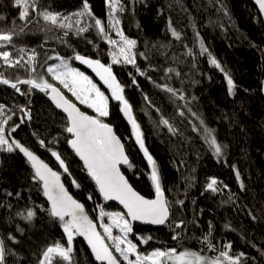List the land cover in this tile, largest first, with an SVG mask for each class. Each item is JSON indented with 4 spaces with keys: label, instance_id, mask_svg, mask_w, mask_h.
<instances>
[{
    "label": "trees",
    "instance_id": "trees-1",
    "mask_svg": "<svg viewBox=\"0 0 264 264\" xmlns=\"http://www.w3.org/2000/svg\"><path fill=\"white\" fill-rule=\"evenodd\" d=\"M121 2L126 11L117 14L120 28L126 36L137 40V65L151 80L140 76L131 65H114L113 71L125 86V96L133 105L134 115L144 133L145 146L157 161L165 194L171 202V220L184 221V226L174 231L167 226L163 229L133 226L134 234L130 238L137 242V233L152 236L147 245H139V250L145 254L153 249L175 248L177 252L191 250L206 257L218 256L224 245L230 242V254L243 252L247 257L242 264H264V23L260 14L252 0ZM89 4L94 15L104 21L108 30L106 0H89ZM40 6L68 16L81 9L82 0H40ZM18 12L12 7L11 0H0V14L6 16L0 25L10 27ZM169 20L181 39L171 35ZM84 22L92 23L87 17ZM16 23L22 24L19 19ZM75 27L65 35V29L46 23L33 14L30 23L24 27L22 34L14 37L13 43L16 48L35 49L40 54L38 60L41 63L46 55L59 54L68 59L73 67H78L73 60L76 53L110 63L108 44L97 31L90 28L89 32L77 36ZM89 40L92 43H88ZM201 40L235 82V96L229 95L224 72L209 63L208 53L200 55ZM189 49L193 56L185 55ZM9 50L16 54L15 49ZM139 53H144V56ZM168 68L175 69L180 75L170 73L166 76ZM37 71H41L39 65ZM0 73L13 80L28 78V73L19 67L3 66ZM133 76L139 88L133 85ZM45 78L56 84L47 74ZM152 81L180 89L191 101L192 110L215 130L217 141L225 146L220 160L212 155L202 136L192 130L188 119L176 114L177 106L183 102L177 100L173 103L169 94L155 87ZM20 88L26 91L28 86L21 84ZM62 91L83 111L95 115L91 109L75 101L66 90ZM142 93L161 110L159 113L146 106ZM192 97L196 99L192 100ZM0 104L5 105L6 114L12 116L8 121L9 128L20 123V118L24 116L21 108L31 111V121L20 127L14 135L15 139L53 169L56 165L48 149L61 154L73 179L80 184L79 191L75 193L74 185L68 178L64 182L94 221L98 216L97 204L104 205L107 211H121L114 205H106L99 196L96 186L67 143L70 137L64 131L65 116L53 108L44 93L33 89L30 94L22 96L10 87L0 85ZM110 107L111 115L106 122L114 126L134 166L123 169V172L136 191L153 199L155 193L149 180L150 166L134 142L131 126L119 111L117 103L112 101ZM161 114L178 128L176 135L169 134L165 128H157ZM193 122L199 124L198 121ZM39 139L45 141L47 148L39 145ZM235 170H239L244 181V191L240 190ZM32 175L17 152H0V202L5 204L0 208V237L16 253L8 257V264H36L45 247L57 241L66 246V236L48 215V204L40 185L33 182ZM189 177L192 178L191 186ZM211 178L217 180V187L222 191L212 193L205 190ZM229 189L234 194L231 199ZM6 192L13 195L6 196ZM89 194L92 200L87 198ZM177 200H184L183 208L175 203ZM8 204L11 208L7 207ZM27 209L36 211L31 224L16 216L17 212L26 213ZM249 211L259 219L253 221L247 214ZM105 222H108L107 218ZM209 222L214 226L209 239L216 246V251H210L202 243L208 234ZM225 224L234 230L225 229ZM17 225L24 230L23 234L17 231ZM8 234L14 235L19 243L8 240ZM174 235L179 238L174 240ZM73 244L74 264H96L83 241L76 238Z\"/></svg>",
    "mask_w": 264,
    "mask_h": 264
},
{
    "label": "snow or ice",
    "instance_id": "snow-or-ice-1",
    "mask_svg": "<svg viewBox=\"0 0 264 264\" xmlns=\"http://www.w3.org/2000/svg\"><path fill=\"white\" fill-rule=\"evenodd\" d=\"M133 2H136V0H133ZM254 3L258 6L260 14L264 16V0H254ZM11 4L19 12L18 17L11 21L10 27L0 25V62H2L0 67L23 68L28 73V78L20 79L17 77L13 80L4 77L3 73H0V85L8 86L22 96L30 94L33 89L48 96L55 107L66 114L64 131L70 135L67 143L75 156L82 162V168L96 186L99 196L105 203L118 202L123 207V211H107L104 205L97 204V219L95 222L90 219L84 204L74 199L62 182V175L67 174L71 177L72 174L61 154L58 151L48 149L62 170L56 171L12 136V133H15L21 124L31 121V111L21 108L20 111L24 113V116L20 118V123L9 128L8 121L12 119V116L7 115L5 105L0 104V152L11 154L18 151L30 163L33 169L32 180L40 185L41 191L49 203V208L46 211L52 219L59 223L63 234L66 236V246L57 241L45 247L41 251L36 264H74L75 248L73 242L77 237L84 239L95 261L99 264H242L243 261H246L247 257L243 252L238 255L230 254L232 249L230 242L224 245L218 256L206 257L191 250L177 252L175 248L153 249L145 254L139 250V245H147L153 239L152 236H142L137 233L135 234L137 242L130 238L134 234L133 226L135 222L143 225L167 226L174 231L175 228H182L184 221L171 220V202L165 195L166 189L163 186L157 161L145 146L144 133L134 115L133 105L125 96V86L120 83L113 71L114 65H131L140 76L147 77V73L141 71L137 65V40L126 36L122 28L119 27L120 20L117 14L126 11V7L121 0H106L109 18L108 27L115 31V34L119 37L118 40L111 38L109 32L106 31L104 21L94 15L89 0H82L81 9L68 16L42 8L40 0H11ZM33 14L46 23L65 29V35L68 34V31L73 30L74 26H77L75 27L77 36L89 32L90 28L97 31L108 44L110 63L105 64L100 59L88 58L79 53L74 55L73 60L91 69L107 89L108 94L102 91L101 86L94 82L89 75L78 67H73L68 59L61 57L59 54L55 56L46 55L41 63L38 60L40 54L35 49L16 48L13 43L14 37L23 33L24 27L30 23ZM85 17L91 20L92 23H85ZM16 19H19L22 24L17 25ZM4 20H6V16L0 14V21ZM81 24L83 26H79ZM169 31L175 39H181L180 33L172 27L171 20H169ZM88 43H92V41L89 40ZM10 48L15 49V55L13 51L9 50ZM205 53H208L209 63L224 72L228 93L235 96L237 87L235 82L225 72L220 62L211 56L201 40L200 55ZM139 55L144 56V53H139ZM185 55L193 56L194 53L189 49ZM144 58L147 59L146 56ZM49 60H55L57 63L49 64ZM37 65H39L41 71H37ZM170 73H174L176 76L180 75L173 68L166 69V76ZM45 74L56 81V84L49 82L45 78ZM129 75L132 74L129 73ZM147 78L151 80V77ZM132 83L139 88L135 76L132 77ZM152 83L161 91L169 94V99L173 103L177 100L183 102L177 106L176 114L179 117L188 119L192 125V130L202 136L212 155L220 160L224 156L223 149L225 146L217 141L214 134L215 130L209 128L203 118L192 110L190 107L191 101L186 99L180 89H175L168 84H159L155 81H152ZM21 84L28 86L26 91H21ZM62 89L70 93L80 105L91 109L95 115H89L81 111L77 103L69 99ZM142 95L147 107L157 113L161 111L152 104L146 94L142 93ZM191 99L195 100L196 98L192 97ZM112 101L117 103L119 111L131 126V135L134 137V142L143 152V156L150 166L149 180L154 189V199H148L136 191L121 170L122 166H126L128 169H132L134 166L130 162L125 152V144L117 134L114 126L106 122L111 115L110 104ZM194 120L198 121L199 124L194 123ZM156 126L158 129H167V132L171 135L178 133V128L163 114L160 115ZM38 142L42 148H47L43 139H39ZM235 175L240 190L244 191L246 186L239 170H235ZM191 180L192 178L189 177V186H191ZM217 183L215 178H211L205 190L212 193L222 191V188L217 187ZM72 184L76 188L80 187L75 179H72ZM223 188H227V185H223ZM229 192V198L231 199L234 194H231L230 189ZM5 195L11 197L13 193L6 192ZM18 196L19 193H17ZM87 198L89 200L93 199L91 194ZM175 203L181 208L184 206V200H177ZM3 207H5V204L0 202V208ZM7 207L11 208V205L8 204ZM247 214L253 221L259 219L251 211ZM16 216L31 224L36 217V211L27 209L26 213L17 212ZM105 218L108 222H105ZM97 224H99V230ZM213 227L212 223L209 222L208 234L202 240V243H205L210 251H216V246L209 239ZM224 227L230 231L234 230L229 224H225ZM17 231L23 234L24 230L17 225ZM172 238L175 240L179 236L174 235ZM7 239L13 243H19L12 234H8ZM15 255L16 253L7 247L5 239L0 237V264H8V257Z\"/></svg>",
    "mask_w": 264,
    "mask_h": 264
},
{
    "label": "water",
    "instance_id": "water-1",
    "mask_svg": "<svg viewBox=\"0 0 264 264\" xmlns=\"http://www.w3.org/2000/svg\"><path fill=\"white\" fill-rule=\"evenodd\" d=\"M252 2H253V4H254V6L256 7V9H257V11H258V13L260 14V12H259V10H258V6L254 3V0H252ZM260 16H261V18H262V20H263V23H264V16H262L261 14H260ZM76 64L78 65V67L79 68H81L83 71H85L86 73H88L100 86H101V88L105 91V93L106 94H108V91H107V89L102 85V82H100L99 81V78L98 77H96L95 76V73H93L92 71H91V69H88V68H86V66H83V65H80L79 64V62H77L76 61ZM115 73V72H114ZM117 79H118V77H117ZM119 80V79H118ZM47 99H48V101H49V103L53 106V108L57 111V112H59V113H61L62 115H64L65 117H66V114H64L60 109H58V108H56L55 107V105H54V103L49 99V97L47 96ZM78 107H80L79 105H77ZM80 109H81V111H83V109L80 107ZM85 112V111H84ZM87 113V112H86ZM87 114H89V113H87ZM89 115H91V114H89ZM25 125V123L24 124H21V126H24ZM20 126V127H21ZM20 127L17 129V131L20 129ZM17 131L15 132V133H12V136L14 137V135L17 133ZM69 135V134H68ZM69 137H70V135H69ZM15 138V137H14ZM70 147V146H69ZM70 150L72 151V149L70 148ZM125 152H126V149H125ZM17 153L25 160V162H26V164L28 165V167L31 169V171H32V173H33V169L31 168V166H30V163L29 162H27V160H26V158L21 154V153H19L18 151H17ZM72 153H73V151H72ZM74 154V153H73ZM126 154H127V152H126ZM37 155V154H36ZM75 155V154H74ZM52 157V156H51ZM76 157V156H75ZM52 159H53V161H54V163H55V165H56V169H54V170H56V171H62L60 168H59V165H58V162H56L55 161V158L54 157H52ZM76 159L82 164V162L79 160V158L78 157H76ZM130 160V159H129ZM45 162V161H44ZM131 162V161H130ZM46 163V162H45ZM50 166V165H49ZM51 167V166H50ZM123 169H127V167L126 166H122V168H121V170L123 171ZM65 178H68L70 181H71V183H72V179H73V177H72V175H71V177H69L67 174H64V175H62V182L65 184V182H64V180H65ZM127 178V177H126ZM128 179V178H127ZM130 183V182H129ZM131 184V183H130ZM65 187L67 188V186H66V184H65ZM133 187V186H132ZM67 190H68V188H67ZM74 190H75V193H77L78 191H79V188H76L75 186H74ZM69 191V190H68ZM69 194L70 195H72L73 196V198L74 199H76V197H75V195H73L70 191H69ZM166 195V194H165ZM42 196L44 197V199H45V201L47 202V204H48V207H49V203H48V201H47V198L43 195V192H42ZM167 197V196H166ZM155 198V197H154ZM153 198V199H154ZM77 200V199H76ZM78 201V200H77ZM81 203V202H80ZM106 205H114V206H116V207H118L121 211H123V207L121 206V205H119L118 204V202H112V201H110V202H107L106 203ZM85 210H86V208H85ZM86 212H87V210H86ZM88 213V212H87ZM89 215V214H88ZM89 218L90 219H92L91 218V216L89 215ZM52 220H54V219H52ZM55 221V220H54ZM94 221V220H93ZM58 225H59V223L57 222V221H55ZM95 222V221H94ZM60 226V225H59ZM134 226H144V227H149V228H152V229H163V228H165V226H153V225H143V224H140L139 222H135L134 223ZM61 227V226H60ZM97 228H98V230H99V225L97 224ZM77 238H79L81 241H83V243L85 244V246L87 247V249H88V251L90 252V254H91V256H92V259L94 260V262L96 263V264H99V262H97V261H95V259H94V256L92 255V253H91V250H90V248L87 246V244H86V242L84 241V239L82 238V237H77Z\"/></svg>",
    "mask_w": 264,
    "mask_h": 264
},
{
    "label": "rangeland",
    "instance_id": "rangeland-1",
    "mask_svg": "<svg viewBox=\"0 0 264 264\" xmlns=\"http://www.w3.org/2000/svg\"><path fill=\"white\" fill-rule=\"evenodd\" d=\"M109 19V18H108ZM119 27H120V25H119ZM109 30V31H108ZM108 30L106 29V31H108L109 32V34H110V36H111V38L112 39H115V40H118L119 39V37L115 34V31L112 29V28H110V27H108ZM54 63H57V61H55V60H50V63L49 64H54ZM81 70V69H80ZM82 71V70H81ZM86 73V72H85ZM87 74V73H86ZM87 75H89V74H87ZM90 76V75H89ZM91 77V76H90ZM92 78V77H91ZM93 79V78H92ZM94 80V79H93ZM94 82H96L95 80H94ZM102 90V89H101ZM103 91V90H102ZM114 234H115V230H114Z\"/></svg>",
    "mask_w": 264,
    "mask_h": 264
},
{
    "label": "bare ground",
    "instance_id": "bare-ground-1",
    "mask_svg": "<svg viewBox=\"0 0 264 264\" xmlns=\"http://www.w3.org/2000/svg\"><path fill=\"white\" fill-rule=\"evenodd\" d=\"M133 186V185H132ZM167 195V194H166ZM167 199H168V197H167ZM144 227V226H143ZM166 227V226H165ZM149 228V227H148Z\"/></svg>",
    "mask_w": 264,
    "mask_h": 264
},
{
    "label": "built area",
    "instance_id": "built-area-1",
    "mask_svg": "<svg viewBox=\"0 0 264 264\" xmlns=\"http://www.w3.org/2000/svg\"><path fill=\"white\" fill-rule=\"evenodd\" d=\"M24 109L28 110L27 108H24Z\"/></svg>",
    "mask_w": 264,
    "mask_h": 264
}]
</instances>
